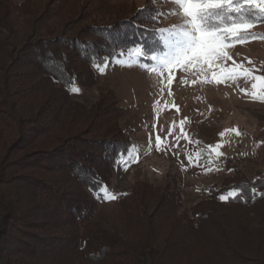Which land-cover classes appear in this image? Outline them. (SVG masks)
Listing matches in <instances>:
<instances>
[{"label":"trees","instance_id":"16d2710c","mask_svg":"<svg viewBox=\"0 0 264 264\" xmlns=\"http://www.w3.org/2000/svg\"><path fill=\"white\" fill-rule=\"evenodd\" d=\"M145 7L0 0V264H264V175L234 161L188 209L172 176V189L138 181L118 193L124 235L100 220L135 131L112 89L89 104L71 89L97 86L95 65L122 50L160 46ZM251 31L264 34V21ZM238 186L243 199H219Z\"/></svg>","mask_w":264,"mask_h":264},{"label":"rangeland","instance_id":"374dc122","mask_svg":"<svg viewBox=\"0 0 264 264\" xmlns=\"http://www.w3.org/2000/svg\"><path fill=\"white\" fill-rule=\"evenodd\" d=\"M114 1H128L135 8L151 6L152 3V0ZM159 6L164 11L173 7L164 0ZM177 22V16H169L161 18L158 26L166 28ZM230 54L237 64L243 63L245 67L260 70L264 60V40L237 44ZM127 58L124 56L122 60ZM248 60L252 63L249 64ZM227 63L231 66L232 61ZM194 73L195 70L184 72L176 68L170 76L171 85L165 81L161 92L154 85L160 77L150 76L137 66L126 67L117 63L105 67L103 72L99 71L97 86L79 89L73 94L75 99L89 104L99 87L112 89L125 106L124 125L135 131V143L127 156L118 162L108 189V193L116 199H105L99 207L100 220L107 228L123 235L126 232L117 195L138 181L172 189L173 177H177L182 210L205 197L202 188L220 185L229 173L227 163L230 161L237 163L251 178L255 173L264 175V103L254 101L240 91L243 88L250 92L252 81L240 79L220 84L206 83L203 82L205 77ZM255 74L260 75L259 71ZM164 75L169 76L168 73ZM212 75L208 72L206 78L211 80ZM169 90L172 95L168 94ZM181 121H184L183 131ZM231 129H238L241 135L237 136ZM157 135L161 138L164 151L155 147ZM217 145L220 147L217 148ZM217 151L223 155L217 157ZM198 153L201 154L199 158ZM189 156L192 163H189Z\"/></svg>","mask_w":264,"mask_h":264},{"label":"snow or ice","instance_id":"6c2138e0","mask_svg":"<svg viewBox=\"0 0 264 264\" xmlns=\"http://www.w3.org/2000/svg\"><path fill=\"white\" fill-rule=\"evenodd\" d=\"M160 2L161 0H152L150 7L141 10V16L147 13L146 20L149 24L158 23L161 18L169 16H177L178 22L170 27L151 29L156 34L160 46L136 44L120 51L121 56L127 54L128 58L115 59L116 63L126 67L137 66L146 70L150 76L160 77L154 85L161 92L164 90L165 81L171 85L170 76L176 68L184 72L195 70V73L205 77L203 82L206 83L220 84L240 79L252 81L250 92L243 88L240 91L252 100L264 103V75L255 74L259 69L245 67L243 63L237 64L230 54V50L237 44L243 45L257 39L264 40V34L251 31L257 23L264 21V0H164L165 3L173 5L167 11L159 6ZM140 58L150 63H144ZM228 61H232L231 66L228 65ZM248 63L251 64L252 61L248 60ZM95 66L103 72L107 64ZM208 72L213 73L211 80L206 78ZM165 73L169 76L165 77ZM71 91L79 92V88L73 87ZM168 94L172 95V92L169 90ZM180 128L183 131L184 121L180 122ZM231 131L237 136L241 135L238 129ZM184 138L187 139V136ZM155 147L158 151L165 150L159 135L155 137ZM216 147L219 148L220 145ZM200 155L198 153L197 158ZM222 155V152H216L217 157ZM188 159L189 163H192V157L189 156ZM102 191L105 193L104 199H116L114 195L108 193L107 188ZM250 191L257 194L254 186ZM259 195L264 196V193ZM230 198L243 199V189L238 186L219 197L221 201H228ZM251 198L255 199V195Z\"/></svg>","mask_w":264,"mask_h":264}]
</instances>
